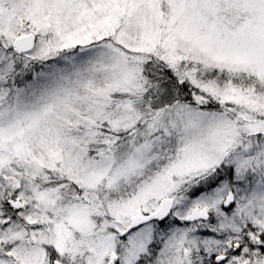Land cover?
<instances>
[{
    "label": "snow or ice",
    "instance_id": "1",
    "mask_svg": "<svg viewBox=\"0 0 264 264\" xmlns=\"http://www.w3.org/2000/svg\"><path fill=\"white\" fill-rule=\"evenodd\" d=\"M0 264H264V0H0Z\"/></svg>",
    "mask_w": 264,
    "mask_h": 264
}]
</instances>
